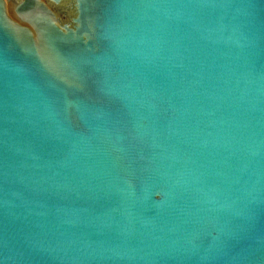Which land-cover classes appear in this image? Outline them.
<instances>
[{
	"label": "water",
	"instance_id": "water-1",
	"mask_svg": "<svg viewBox=\"0 0 264 264\" xmlns=\"http://www.w3.org/2000/svg\"><path fill=\"white\" fill-rule=\"evenodd\" d=\"M0 264H264V0H0Z\"/></svg>",
	"mask_w": 264,
	"mask_h": 264
}]
</instances>
